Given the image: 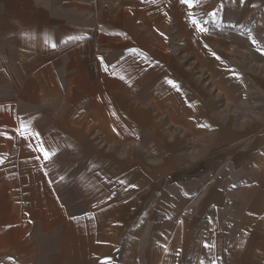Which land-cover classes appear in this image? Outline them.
I'll use <instances>...</instances> for the list:
<instances>
[{"label":"crops","instance_id":"1","mask_svg":"<svg viewBox=\"0 0 264 264\" xmlns=\"http://www.w3.org/2000/svg\"><path fill=\"white\" fill-rule=\"evenodd\" d=\"M0 264H264V0H0Z\"/></svg>","mask_w":264,"mask_h":264},{"label":"snow or ice","instance_id":"2","mask_svg":"<svg viewBox=\"0 0 264 264\" xmlns=\"http://www.w3.org/2000/svg\"><path fill=\"white\" fill-rule=\"evenodd\" d=\"M181 2L183 3V2H185V0H181ZM193 23L195 24L196 22L195 21H193ZM197 27L199 28V31L200 32H202V33H204L205 32V29L203 28V27H200L199 25H197ZM207 46V45H206ZM217 59H219V57H217ZM171 83V82H170ZM38 135V134H37ZM43 155H45L46 157H48V158H51V153H49V151L47 150V149H44L43 150V153H42ZM132 187H135V185L133 184V185H131ZM205 247H208V245H205Z\"/></svg>","mask_w":264,"mask_h":264}]
</instances>
